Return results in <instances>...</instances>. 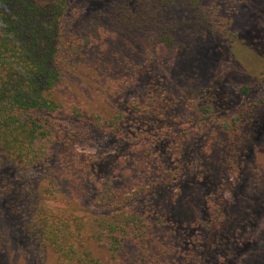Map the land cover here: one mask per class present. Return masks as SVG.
I'll list each match as a JSON object with an SVG mask.
<instances>
[{
	"label": "trees",
	"instance_id": "16d2710c",
	"mask_svg": "<svg viewBox=\"0 0 264 264\" xmlns=\"http://www.w3.org/2000/svg\"><path fill=\"white\" fill-rule=\"evenodd\" d=\"M238 3L110 0L103 10L73 19L69 0H0V264H13L7 258L18 240L27 262L35 253L53 264H182L176 251L155 253L148 233L174 214L186 220L194 211L179 214L177 203L174 211L161 198L185 173L180 151L190 127L213 125L214 137L237 138V124H251L259 105L225 108L215 94L201 101L203 87L189 82L172 94L149 65L161 68L181 47L177 18H194L211 35L220 28L234 36ZM254 7L250 2L245 10L244 30L264 22V6L250 15ZM240 90L246 94L249 86ZM132 91L136 97L120 106L118 99ZM251 126L259 130L263 123ZM95 132L121 142L125 153L102 158L78 151L76 144ZM236 154L237 174L245 157ZM33 167H43V178L27 179ZM187 184L186 202L195 199L184 207L198 210L190 224L198 225L206 245L225 218L240 224L239 215L225 216L223 201L201 176L180 183L186 193ZM56 191L64 192L67 206L49 202ZM86 204L101 209L91 220L76 213ZM213 256L202 264L217 263Z\"/></svg>",
	"mask_w": 264,
	"mask_h": 264
},
{
	"label": "rangeland",
	"instance_id": "374dc122",
	"mask_svg": "<svg viewBox=\"0 0 264 264\" xmlns=\"http://www.w3.org/2000/svg\"><path fill=\"white\" fill-rule=\"evenodd\" d=\"M69 1L71 4L69 13L73 19L99 12L110 2V0ZM250 2L255 4V11L250 12V15H255L257 8L264 6V0H239L238 10L233 12L232 19L231 30L236 33L234 36L221 35L218 32L220 28L211 35L200 21L189 17L177 18L181 30L177 44L181 43V47L178 48L176 45L174 47L176 51L168 53L167 64L161 68L149 65L155 68L158 77L169 84L172 94H176L189 82L193 86L203 87L204 94L199 96L201 101L215 94L225 108L232 109L242 103L259 105L258 114L256 117L254 115L251 124H244L243 121L240 122L244 125L240 126V122L237 124V138L232 139L230 134L225 136L218 134L214 137L211 135L213 125L201 130L196 126L190 127L188 138L180 151L185 173H182L178 181L165 190L161 198L172 205L174 211L177 203L180 208L179 214L182 211L185 213L194 211L188 214L190 218L186 220H181L178 214H174L166 221L159 222V228L151 229L152 232L148 233V244L155 253L176 251L178 254L176 257L182 264L200 262L202 264L203 257L208 255H214L217 260L215 264H243L245 260L246 264H264V198L261 197L264 195V33L262 32L264 22H259L260 29L256 28V25L250 29H243L246 19L245 10L250 6ZM76 22L77 20L74 24ZM203 31L207 35H204ZM133 39L131 40L137 43V46H144L143 42L140 44L138 38ZM139 64L144 65V61H139ZM243 84L249 86L246 94L240 90ZM135 93V91L127 92V98L118 99L119 105L126 104L128 100L136 97ZM260 121L263 126L259 130H254L251 125ZM218 137L224 142L223 144L218 143ZM76 148L80 152L92 153L102 158L122 156L126 150L121 142L99 132L80 140ZM237 152L245 157L243 161L245 163L236 174L234 169L239 166L232 157L237 156ZM225 159H232L231 163H225ZM42 168L30 169L27 179L43 178ZM195 176H201L209 190L212 189L217 198H221L226 217L237 214L241 220L240 224L233 225L225 218L221 226L212 231L211 245H206L204 239L198 235V225L190 224L194 218L196 219V215L198 216V210L196 211L193 206L184 207L188 202L194 205L191 201L195 197L188 202L185 199L191 186L187 184V193L179 188L182 181ZM176 190L181 192L177 193ZM234 192L239 201L235 203L236 206L232 205ZM60 193L64 192L56 191L49 202L58 207L67 206L66 204L69 203L60 200ZM172 201L174 202L171 203ZM143 202H147V199ZM100 211L101 209L93 204L76 207V213L88 220L97 216ZM22 241L18 240L15 245L10 246V257L7 261L10 259L13 264H53L49 256L42 258L41 253L40 260L35 258L34 253V257H31L29 262L24 261L23 254L26 248L16 250ZM35 245L36 241H34ZM232 246L236 247V251H232L234 254L231 255ZM124 254L128 256V261L135 263L132 250L126 249ZM2 264H6L5 261Z\"/></svg>",
	"mask_w": 264,
	"mask_h": 264
}]
</instances>
